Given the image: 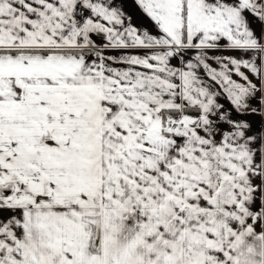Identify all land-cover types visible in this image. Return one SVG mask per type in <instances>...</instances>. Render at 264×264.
<instances>
[{
    "label": "snow or ice",
    "instance_id": "snow-or-ice-1",
    "mask_svg": "<svg viewBox=\"0 0 264 264\" xmlns=\"http://www.w3.org/2000/svg\"><path fill=\"white\" fill-rule=\"evenodd\" d=\"M0 264H264V0H0Z\"/></svg>",
    "mask_w": 264,
    "mask_h": 264
},
{
    "label": "crops",
    "instance_id": "crops-1",
    "mask_svg": "<svg viewBox=\"0 0 264 264\" xmlns=\"http://www.w3.org/2000/svg\"><path fill=\"white\" fill-rule=\"evenodd\" d=\"M129 11L133 12L134 15L136 14L133 6H129Z\"/></svg>",
    "mask_w": 264,
    "mask_h": 264
}]
</instances>
